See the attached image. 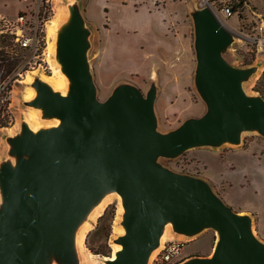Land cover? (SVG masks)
Segmentation results:
<instances>
[{"label": "water", "instance_id": "water-1", "mask_svg": "<svg viewBox=\"0 0 264 264\" xmlns=\"http://www.w3.org/2000/svg\"><path fill=\"white\" fill-rule=\"evenodd\" d=\"M194 24L195 81L207 110L169 132L158 129L154 87L144 94L124 83L108 98L98 97L79 14L61 32L58 55L72 79L70 93L38 83L34 103L61 121L37 132L25 125L13 139L14 151L27 156L0 171V264H40L52 250L71 259L75 226L108 189L122 194L126 232L107 264H146L169 220L187 234L205 227L219 232L211 257L182 264H264V243L253 234L249 215L205 180L158 161L201 145L239 142L244 129L264 135V97L242 88L251 70L233 66L223 54L233 32L209 6L196 11Z\"/></svg>", "mask_w": 264, "mask_h": 264}, {"label": "rangeland", "instance_id": "rangeland-1", "mask_svg": "<svg viewBox=\"0 0 264 264\" xmlns=\"http://www.w3.org/2000/svg\"><path fill=\"white\" fill-rule=\"evenodd\" d=\"M21 2L28 5V10L24 11L40 10L41 17L49 19L60 8L65 9L70 21L60 34L79 14L87 30L86 60L98 97L108 98L124 83L137 86L144 94L154 87L155 112L161 132H169L185 119L200 116L207 110L195 81L194 14L204 6H209L233 32L232 42L223 50L225 58L235 67L251 70L242 79L244 92L264 97V0ZM21 2L0 0V11L14 12L9 16H17L19 12L15 11ZM225 4L234 10L231 15L222 11ZM2 44L11 48L9 39ZM53 58L55 56L47 51V38L45 53L39 58L31 50L14 49L12 71L7 73L6 69L1 77L12 92L9 103L0 107V171L6 164L15 165L20 156H27L16 153L13 143L14 138L23 134L25 125L37 132L55 127L61 121L60 116L47 115L43 106L34 103L39 93L38 83L44 82L45 77L54 79ZM21 71L22 76H19ZM30 115L35 119H30ZM158 161L174 171L205 180L236 211L251 217L253 234L264 243V135L258 129L242 130L239 142L201 145L176 157L161 156ZM103 195L108 199L82 240L85 258L91 264H107L122 247L118 239L126 232L122 194L108 189ZM2 204L0 185V208ZM219 237V232L212 227L194 234L180 232L169 220L146 264H155L163 245L174 240L183 242L184 246L180 255L168 264H182L196 256L211 257ZM40 264H80V259L73 253L71 259L66 260L52 250Z\"/></svg>", "mask_w": 264, "mask_h": 264}, {"label": "built area", "instance_id": "built-area-1", "mask_svg": "<svg viewBox=\"0 0 264 264\" xmlns=\"http://www.w3.org/2000/svg\"><path fill=\"white\" fill-rule=\"evenodd\" d=\"M232 10L229 4H225L222 8L226 15H231ZM41 16L40 10L36 13L23 11L17 16L0 14V52L4 51L7 56V59H3L0 54V107L2 104L9 103L10 93L12 92V88L1 81V77L7 69L4 60L13 58L15 47L31 50L37 58L45 53L46 25L49 18ZM7 39L11 42L10 49L2 44ZM18 74L22 76V71ZM183 246V242L175 240L165 243L158 252L155 264L171 263L175 257L180 255Z\"/></svg>", "mask_w": 264, "mask_h": 264}, {"label": "bare ground", "instance_id": "bare-ground-1", "mask_svg": "<svg viewBox=\"0 0 264 264\" xmlns=\"http://www.w3.org/2000/svg\"><path fill=\"white\" fill-rule=\"evenodd\" d=\"M69 21H70L69 14L65 11V9L60 8L57 11V13L54 15V17L52 19L51 18L49 19L46 25L47 51L55 56V58H53L55 63L54 66L55 69H54V77H52L54 79L51 78L52 79L51 81L50 79L45 77L44 83H46L53 91H58L63 95H68L70 93L72 79L70 75L64 70L61 61L58 58L57 52H58V43L60 39V31L64 28V26H66V24ZM37 93L38 92H36V94ZM29 117L32 120L34 118L33 115H30ZM107 199H108L107 195H102L94 204H92L89 210L86 212L85 218L84 219L82 218L77 223V225L73 230L72 233L73 253L76 257L80 259V264H91L88 261V259L85 258V254L82 247V240L85 232L92 226V222H94L97 219V217L100 215L101 210ZM115 256L116 253H114L111 258L113 259L115 258Z\"/></svg>", "mask_w": 264, "mask_h": 264}, {"label": "crops", "instance_id": "crops-1", "mask_svg": "<svg viewBox=\"0 0 264 264\" xmlns=\"http://www.w3.org/2000/svg\"><path fill=\"white\" fill-rule=\"evenodd\" d=\"M20 2L22 1V0H19ZM22 3V2H21ZM6 5H7V3L5 2V5H4V7H6ZM24 10H28V5L26 6L25 4H20L18 7H17V9H16V14L19 12H23ZM0 13H2V14H6L7 16H9V15H13L14 14V12H8L7 10L6 11H0ZM227 203H228V201H226Z\"/></svg>", "mask_w": 264, "mask_h": 264}, {"label": "trees", "instance_id": "trees-1", "mask_svg": "<svg viewBox=\"0 0 264 264\" xmlns=\"http://www.w3.org/2000/svg\"><path fill=\"white\" fill-rule=\"evenodd\" d=\"M6 41L7 40H4V42H6ZM0 54L2 55L3 59H7V56H6L4 51H1ZM4 63H5V66L7 68V73L11 72L12 71V67H13V65L11 63V59L4 60Z\"/></svg>", "mask_w": 264, "mask_h": 264}]
</instances>
